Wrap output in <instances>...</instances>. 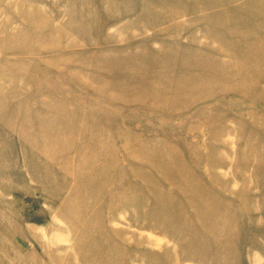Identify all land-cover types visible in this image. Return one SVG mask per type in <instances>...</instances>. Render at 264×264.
Returning <instances> with one entry per match:
<instances>
[{
	"label": "rangeland",
	"instance_id": "374dc122",
	"mask_svg": "<svg viewBox=\"0 0 264 264\" xmlns=\"http://www.w3.org/2000/svg\"><path fill=\"white\" fill-rule=\"evenodd\" d=\"M0 264H264V0H0Z\"/></svg>",
	"mask_w": 264,
	"mask_h": 264
}]
</instances>
